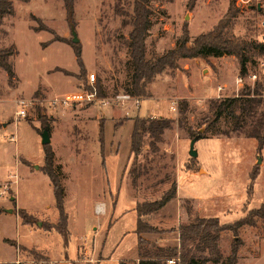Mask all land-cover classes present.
Returning a JSON list of instances; mask_svg holds the SVG:
<instances>
[{
  "label": "rangeland",
  "instance_id": "obj_1",
  "mask_svg": "<svg viewBox=\"0 0 264 264\" xmlns=\"http://www.w3.org/2000/svg\"><path fill=\"white\" fill-rule=\"evenodd\" d=\"M232 1L149 0L151 25L145 38L146 58L171 49L184 28L190 39L208 32L225 18ZM11 2L14 13L0 24V53L16 50L8 56L15 72L11 82L0 67V209L11 205L9 198L13 196L19 207L34 216V228L57 220L53 188L42 171L40 134L44 124L50 128L54 167L64 187V209L73 232L65 251L71 259H76L75 241L80 236L86 244L80 242L78 253L81 259L91 261L87 264H138L134 208L138 202L160 198L174 182L176 196L142 218L168 231L143 233L146 244L141 251L177 246L178 233L169 229L194 216L218 217L221 224H226L264 202V145L259 152L257 140L245 136L249 124L242 132L232 131L229 137L207 131L194 143L197 156L189 155L194 133H203L206 127L202 121L210 115V100L237 95L245 88L253 93L252 84L237 85L238 62L233 55L180 59L178 69H167L146 85L148 96H130L116 102L112 98L127 93L125 86L131 81L125 44L131 25L123 24L128 18L124 12L131 13L130 7L122 0L118 6L117 0H73V14L67 16L62 0ZM247 5L231 17L228 31L234 37L255 39L254 17L258 11L252 3ZM38 26L49 27L53 34ZM72 29L78 38L76 43L72 42ZM74 45L80 48L81 69ZM90 73L95 74L92 85L101 87L103 97L109 99L107 105L49 104L50 93L64 95L77 88L91 89L87 83ZM218 86L221 90L216 96ZM19 97L32 101L27 117L20 119L14 114ZM263 111L264 100L255 109V116ZM137 117H166L174 122L158 138L145 132L141 150L135 155L131 152V133ZM101 122L102 141L98 138ZM232 124V119L222 116L215 128L228 130ZM255 165L259 173L252 197L246 202L249 172ZM178 189L182 197L177 196ZM190 193L200 197L198 211L195 200L185 198L194 196ZM16 215L0 218V259L12 256L13 246L3 237L16 239L15 229H20L18 240L24 245L44 243L43 233L25 232L28 225L15 226ZM261 225L264 227V220ZM257 228L240 229L242 247L237 264H264V237ZM50 236L47 243L53 255L63 254L61 236L55 231ZM232 240L231 232L221 233L218 243L223 259ZM94 248L101 251L99 262H92L98 255ZM17 251L24 261L48 264L46 256L34 247H17ZM196 256L207 257L200 252Z\"/></svg>",
  "mask_w": 264,
  "mask_h": 264
},
{
  "label": "trees",
  "instance_id": "obj_2",
  "mask_svg": "<svg viewBox=\"0 0 264 264\" xmlns=\"http://www.w3.org/2000/svg\"><path fill=\"white\" fill-rule=\"evenodd\" d=\"M24 2L28 0H22ZM66 9L67 16L73 14V0H62ZM121 0H117V6ZM127 7L131 8V13L124 12L127 19H123V24H130L131 29L128 32V38L125 44L128 48L129 65L131 67V81L125 86V91L130 96L146 97L149 93L146 91V85L151 82L155 75L164 72L167 69H178V60L191 58H205L209 55H233L238 62V73L243 75L248 69L255 65L256 58L264 52V46L256 39H247L234 37L229 33L230 19L238 12L233 0L228 8L225 18L221 19L211 30L201 33L193 39L189 38L188 29L184 28L175 41L174 46L160 55L146 58L145 38L151 25L149 0H122ZM235 6V7H234ZM122 9L118 7V11ZM14 8L11 0H0V24L6 16L12 15ZM39 29L50 31L47 27L38 26ZM52 34L53 32L50 31ZM58 40V37H56ZM76 59L83 68L80 57V48L73 46ZM16 52L14 48L1 51L0 67L6 72L8 81L15 78V72L12 64L8 61V56ZM99 96H104L101 87H98ZM261 84L255 85L253 93L249 88L241 89L237 95L217 98L210 100V115L205 117L202 123H206L203 133L195 132L197 138L205 137L207 131L213 134H223L227 137L231 132H242L244 125L249 127L244 131L246 137H253L257 140L256 150L260 152L264 145V111L257 117L255 109L262 103ZM253 94V96H251ZM222 116H227L233 120L231 129L218 131L215 126ZM131 133V152L135 155L141 150L143 134L149 133L152 137L158 138L165 129L170 128L174 120L172 118L160 117L157 119H145L137 117L134 119ZM44 123V122H43ZM201 123V124H202ZM48 128L49 125L44 124ZM103 123L99 124L98 138L103 140ZM194 136V135H193ZM44 152V165L42 171L49 177L53 188L55 207L58 212V220L55 224H42L44 230H55L61 237L63 246L66 247L70 232L67 226V214L64 209V187L54 167V151L49 144L42 145ZM259 173V166H254L249 172V181L246 188V202H248L253 193L254 180ZM176 196L175 182L162 193L160 198L150 201L138 202L135 206L137 215L136 226L134 229L137 235V246L139 252L138 264H165L168 257H179V264H237L238 251L242 247V240L238 233L243 226L257 228V233L264 237V227L261 221L264 220V202L259 207L250 209L246 215L237 220L221 224L217 217H198L190 218L186 223H181L177 227L169 229L178 233V245L173 247H157L150 253L143 250L146 239L143 233H163L168 230L159 229L149 225L142 218L153 214L163 208L172 198ZM14 202V200H13ZM246 210V209H245ZM190 210H188V214ZM21 222L24 224H34L35 218L24 209H17ZM228 231L233 234V240L229 247L227 256L223 259L222 251L219 247V238L222 232ZM15 245V243L11 242ZM206 253L207 257L199 259L196 253Z\"/></svg>",
  "mask_w": 264,
  "mask_h": 264
},
{
  "label": "built area",
  "instance_id": "obj_3",
  "mask_svg": "<svg viewBox=\"0 0 264 264\" xmlns=\"http://www.w3.org/2000/svg\"><path fill=\"white\" fill-rule=\"evenodd\" d=\"M253 4V6L257 9V5H259L258 15L255 16V28L256 35L255 39L264 46V0H236V6L239 10L248 7L247 4ZM95 81V74L90 73L87 75V83L91 85V89H81L77 88L75 91L67 92L64 95H60V93L54 92L49 95V104L51 106L61 105V106H71L74 104H83V103H92L98 102L101 105H107L109 103V99L103 96H99L98 90L96 86H93V82ZM247 82L248 84H252L254 87L258 83L261 84L263 92H264V52L260 54L256 58L255 65L252 69H248L247 72L243 75L238 74L236 76L237 85ZM218 90H221V87L218 86ZM219 96V93L218 95ZM264 96V93H262ZM130 95L127 93L117 94L112 101L118 102V100L122 99L123 101L129 99ZM32 105V101L29 99H25L23 97H19L15 100V111L14 114L16 118H25L28 115V108ZM175 109L174 107H172ZM19 254V253H18ZM16 264H33L30 261H24L22 258L17 256L15 259ZM165 264H179V257H169L165 259Z\"/></svg>",
  "mask_w": 264,
  "mask_h": 264
},
{
  "label": "crops",
  "instance_id": "obj_4",
  "mask_svg": "<svg viewBox=\"0 0 264 264\" xmlns=\"http://www.w3.org/2000/svg\"><path fill=\"white\" fill-rule=\"evenodd\" d=\"M218 95V93H217V91H216V96ZM7 123V122H6ZM190 194H192V195H194V196H185V198H193L194 200H195V203H196V205H195V208H196V210L198 211V207H197V201L200 199V197H197L196 196V194L195 193H190ZM177 196H179V197H182L181 196V193L179 192V189H178V193H177ZM184 197V196H183ZM10 201H12V203H11V205H7L6 207H3V208H1L0 209V218L2 217V216H4V218H6L5 216H10L11 214H17V209H19V208H21V207H19L18 206V204H17V202H16V199H15V197H13V196H10ZM13 200H14V202H13ZM249 205V204H248ZM9 209H10V211H9ZM22 209V208H21ZM25 210V209H24ZM135 210V209H134ZM68 216V215H67ZM218 218V217H217ZM4 220H9V218H7V219H4ZM57 220H58V216H57ZM57 220H55V221H51V224H55L56 222H57ZM14 221V225L15 226H17L19 223L21 224V225H28V229L26 228V229H24L25 230V232H29V233H39V234H44L45 235V240H44V243H37V244H32V246H27V245H24V244H22L19 240H18V238H19V235H21L20 234V231H19V233H18V229H15V232H16V239H12V238H9L8 236H4L3 237V239L4 240H6V241H8V242H13V243H15V245H13L12 244V246H13V253H12V256L10 257V259H0V264H16L15 263V259L17 258V256H21L20 255V252H19V254H18V251H17V247L20 249H27V248H32V247H34V248H36L38 251L40 250L41 252H42V254L44 255V256H46V259L48 260V264H87V263H91V261H89V260H86V259H81L80 257H79V251H78V245L80 244V242H84V244H86V242H85V238H81L80 236L79 237H77V239H76V241H75V248H76V251H77V254H76V259L74 260V259H71V257H69L68 255H67V253H66V251H65V247H64V252H63V254H60L59 256L58 255H53V249L51 248V246L47 243V239H49L51 236H50V234H51V232L52 231H55V230H44L43 228H41V227H37V228H34L33 227V224H24V223H22L21 222V219H20V217L18 216V215H16L15 216V219L13 220ZM69 222L70 221H67V226H68V230H69V232H70V239H69V242L71 241V239H73L72 237H73V232H72V229L69 227ZM224 223V222H223ZM136 226V225H135ZM135 229V228H134ZM20 230V229H19ZM56 232V231H55ZM57 233V232H56ZM7 235V234H6ZM142 236H143V234H142ZM144 237V236H143ZM145 238V237H144ZM61 239H62V237H61ZM48 246H47V245ZM62 244H63V242H62ZM67 246H68V244H67ZM66 246V247H67ZM86 246V245H85ZM102 248V247H101ZM97 251V259H95V260H93L92 262H99L100 261V259H101V251H99L97 248H94V252H96ZM135 254H137V259H139V256H138V246L136 247V249H135ZM21 258V257H20ZM239 258H240V254L238 255V261H239ZM238 261H237V263H238Z\"/></svg>",
  "mask_w": 264,
  "mask_h": 264
},
{
  "label": "water",
  "instance_id": "obj_5",
  "mask_svg": "<svg viewBox=\"0 0 264 264\" xmlns=\"http://www.w3.org/2000/svg\"><path fill=\"white\" fill-rule=\"evenodd\" d=\"M257 9L259 10V5H257ZM72 42L73 43H76L78 41V38L76 37V32L74 31V29H72ZM200 131H203V129H200ZM41 144L42 145H45V144H49L50 143V136H49V131H48V128L47 127H44L43 130L41 131ZM197 136H194L193 138H191V141H190V149H189V155L191 157H196L197 156V152L196 150L194 149V143L196 142L197 140ZM257 161H261V158L258 157ZM35 168H37V165H34ZM10 211V209H9ZM38 225L40 226V222H38Z\"/></svg>",
  "mask_w": 264,
  "mask_h": 264
}]
</instances>
